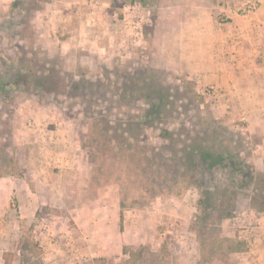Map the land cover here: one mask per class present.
Instances as JSON below:
<instances>
[{"label": "rangeland", "instance_id": "rangeland-1", "mask_svg": "<svg viewBox=\"0 0 264 264\" xmlns=\"http://www.w3.org/2000/svg\"><path fill=\"white\" fill-rule=\"evenodd\" d=\"M262 18L264 0H0V182L45 183L15 244L0 220V264H246L264 106L221 38Z\"/></svg>", "mask_w": 264, "mask_h": 264}, {"label": "crops", "instance_id": "crops-1", "mask_svg": "<svg viewBox=\"0 0 264 264\" xmlns=\"http://www.w3.org/2000/svg\"><path fill=\"white\" fill-rule=\"evenodd\" d=\"M227 23L231 27V34L229 36L225 35L226 37L223 36L221 41L222 43L229 41L231 43H236L234 45L235 49L232 47L230 48L232 51L235 50L240 53L244 51L248 52V57L251 58V61L247 62L246 72L248 74H252L251 91H253V94H256L253 98V106H264V95L262 97L258 94L259 90H264V88L261 89V84H257V82L260 81H263L264 84V18L260 21H229ZM206 31L207 25L205 24V35ZM217 35L218 34H216L214 39L215 43L219 42ZM200 36L203 38L202 34ZM239 41H244L246 44L239 45ZM202 42L206 43V40L202 39ZM202 49H204V47H202ZM259 74H262L263 77H260ZM258 76L260 77L259 79ZM47 150L48 149L46 148V151L44 152V148H38L36 153L39 155V159H41V161L47 158L43 155L45 153H49ZM62 159L63 163L61 168L62 170L68 172L70 170L69 161L66 160L64 156ZM35 178L36 179H33V181L23 178L20 179V181L7 180L5 182H0V189L4 190L6 193L5 195L0 194V220L9 227L12 226L9 234L13 235L14 244L17 242L16 237L19 235V230L17 228L20 222L28 223L34 219L38 213L41 203L44 204L42 187L45 183L41 178ZM10 193L17 196L19 201V211L11 208L10 197L8 198V194ZM19 218H22L23 221ZM3 234L4 230L1 225L0 237H2ZM66 239H68V237H66ZM248 239L249 242L248 249L246 251V264H264V217L261 224L252 227L249 232ZM2 242L3 240L0 239V246L2 245ZM3 244H7V242H3Z\"/></svg>", "mask_w": 264, "mask_h": 264}]
</instances>
